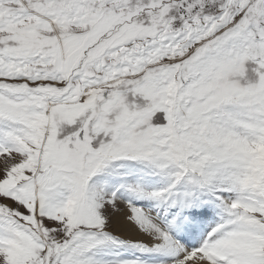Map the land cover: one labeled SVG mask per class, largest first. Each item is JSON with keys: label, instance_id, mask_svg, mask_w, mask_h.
<instances>
[{"label": "snow or ice", "instance_id": "snow-or-ice-1", "mask_svg": "<svg viewBox=\"0 0 264 264\" xmlns=\"http://www.w3.org/2000/svg\"><path fill=\"white\" fill-rule=\"evenodd\" d=\"M0 264H264V0H0Z\"/></svg>", "mask_w": 264, "mask_h": 264}]
</instances>
